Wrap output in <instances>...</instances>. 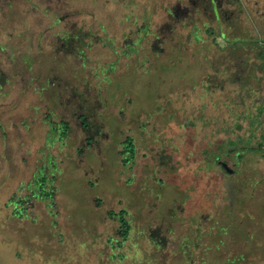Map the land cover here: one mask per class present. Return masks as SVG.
Wrapping results in <instances>:
<instances>
[{
	"label": "rangeland",
	"instance_id": "obj_1",
	"mask_svg": "<svg viewBox=\"0 0 264 264\" xmlns=\"http://www.w3.org/2000/svg\"><path fill=\"white\" fill-rule=\"evenodd\" d=\"M216 1L0 0L2 204L98 264H264V159L207 153L264 141V0Z\"/></svg>",
	"mask_w": 264,
	"mask_h": 264
},
{
	"label": "crops",
	"instance_id": "obj_2",
	"mask_svg": "<svg viewBox=\"0 0 264 264\" xmlns=\"http://www.w3.org/2000/svg\"><path fill=\"white\" fill-rule=\"evenodd\" d=\"M55 229L56 223L52 220L51 224L45 216L34 217L29 212L19 216L15 197L10 196L3 204L0 201V264H45L46 260L54 261V264H98L86 255L90 247L79 245L76 254L72 255L64 251V243L56 241L55 245ZM81 253L85 257H81ZM114 258L116 255L112 253L110 260H115ZM122 259L124 258H116V263L119 264ZM210 263L213 261L208 262ZM235 263L236 261L230 264ZM218 264H224V261Z\"/></svg>",
	"mask_w": 264,
	"mask_h": 264
},
{
	"label": "trees",
	"instance_id": "obj_3",
	"mask_svg": "<svg viewBox=\"0 0 264 264\" xmlns=\"http://www.w3.org/2000/svg\"><path fill=\"white\" fill-rule=\"evenodd\" d=\"M54 126V125H53ZM52 131L54 134L58 135V132L61 131V139H66L68 137V133L70 131V125L67 122H61V124L59 125H55L52 128ZM239 142L237 141H228L226 144H220L217 146V149L215 151H209L208 156V162L210 163V165L212 163H216L220 166V168L222 169V171L227 174V175H231V173H228L223 166L220 164V158H230V156H234L237 160L238 163L242 162L245 157L249 156V155H261V157L264 159V141H261L258 143L257 146H250V145H243L240 148L237 146ZM135 144L134 141L131 138H128L124 144V150L122 151V154L124 156H129L130 159L128 160H124V164L128 165L130 164L134 158H135V153H136V149H135ZM219 155H222L219 156ZM38 183L40 184L39 186L41 187V181L37 182V186ZM43 188V187H41ZM40 191H38L41 195L40 197H38L37 195L35 196L36 198H42L46 201H52L53 197H54V190L50 189L49 191H46V189H41ZM16 203H17V213L19 216H24L27 213V206L30 203V199L26 198V199H16ZM52 205H49V208H52ZM23 211V212H22ZM109 217L117 219L118 224H119V235L120 238L122 239V242L117 241V245L119 246V248L122 246V244L124 243V241H126L129 238L130 232H131V225L129 220L127 219V212L125 210H121L120 212H113V211H109L108 213Z\"/></svg>",
	"mask_w": 264,
	"mask_h": 264
},
{
	"label": "flooded vegetation",
	"instance_id": "obj_4",
	"mask_svg": "<svg viewBox=\"0 0 264 264\" xmlns=\"http://www.w3.org/2000/svg\"><path fill=\"white\" fill-rule=\"evenodd\" d=\"M211 4H212V8H213V13L215 14L216 16V20H217V15H216V9H217V12H218V16H219V9H218V4H217V1L216 0H210ZM219 19H220V16H219Z\"/></svg>",
	"mask_w": 264,
	"mask_h": 264
},
{
	"label": "water",
	"instance_id": "obj_5",
	"mask_svg": "<svg viewBox=\"0 0 264 264\" xmlns=\"http://www.w3.org/2000/svg\"><path fill=\"white\" fill-rule=\"evenodd\" d=\"M223 168L228 172V173H232L233 170L231 168H229V166L226 163H220Z\"/></svg>",
	"mask_w": 264,
	"mask_h": 264
}]
</instances>
